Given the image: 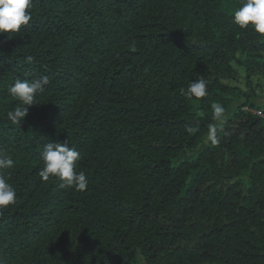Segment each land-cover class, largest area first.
<instances>
[{
	"label": "trees",
	"instance_id": "16d2710c",
	"mask_svg": "<svg viewBox=\"0 0 264 264\" xmlns=\"http://www.w3.org/2000/svg\"><path fill=\"white\" fill-rule=\"evenodd\" d=\"M238 3L33 0L29 24L0 34V149L17 192L0 214V264H139L137 253L146 264H264L257 106H238L219 144L180 159L203 141L213 102L229 111L234 66L264 76V37L233 23ZM41 75L51 83L11 124L7 86ZM201 77L209 95L187 99ZM65 140L81 152L84 192L38 176L43 146Z\"/></svg>",
	"mask_w": 264,
	"mask_h": 264
},
{
	"label": "clouds",
	"instance_id": "9594fccd",
	"mask_svg": "<svg viewBox=\"0 0 264 264\" xmlns=\"http://www.w3.org/2000/svg\"><path fill=\"white\" fill-rule=\"evenodd\" d=\"M33 0H0V34L18 33L22 26H27L32 18L30 9ZM233 23L241 29H248L264 37V0H239L238 5L232 8ZM133 50L135 45H132ZM32 57L27 60L32 61ZM51 83L47 75H41L33 79H14L7 86L8 95L17 102V106L8 110L7 119L13 125H21L28 114V106L35 104L37 96L45 92ZM182 94L187 99L199 101L209 95L208 81L203 77L190 81ZM212 123L208 125V132L204 138L205 144L217 145L220 142L218 131L223 130L230 115L228 109L219 101L211 104ZM187 132L193 133L195 129L188 127ZM42 167L38 170V176L43 182L50 178L60 181L61 189H73L78 192L87 190L89 181L83 171H77L78 162L82 159L81 152L74 146H70L69 140L63 142H48L41 152ZM15 166L14 160L5 155L0 149V214L10 205H15L17 192L15 187L8 182L5 169Z\"/></svg>",
	"mask_w": 264,
	"mask_h": 264
},
{
	"label": "rangeland",
	"instance_id": "374dc122",
	"mask_svg": "<svg viewBox=\"0 0 264 264\" xmlns=\"http://www.w3.org/2000/svg\"><path fill=\"white\" fill-rule=\"evenodd\" d=\"M234 67L237 70L236 78L225 81L226 84L232 87L231 93L235 98L229 109V113L231 114L232 111L243 104L244 109L249 108V104H253L257 106V108H252L255 113L262 112L264 114V76L259 72H256L246 78L247 73L243 68L237 66ZM206 145L207 144L204 143L203 139V141L195 148L182 151L180 159L194 158ZM137 254L139 264H146L140 253Z\"/></svg>",
	"mask_w": 264,
	"mask_h": 264
},
{
	"label": "built area",
	"instance_id": "2783aa9c",
	"mask_svg": "<svg viewBox=\"0 0 264 264\" xmlns=\"http://www.w3.org/2000/svg\"><path fill=\"white\" fill-rule=\"evenodd\" d=\"M257 115H259L260 117L264 118V114L262 112H257Z\"/></svg>",
	"mask_w": 264,
	"mask_h": 264
}]
</instances>
